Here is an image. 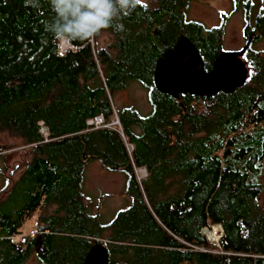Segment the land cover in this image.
Returning a JSON list of instances; mask_svg holds the SVG:
<instances>
[{"label":"trees","instance_id":"trees-1","mask_svg":"<svg viewBox=\"0 0 264 264\" xmlns=\"http://www.w3.org/2000/svg\"><path fill=\"white\" fill-rule=\"evenodd\" d=\"M191 1L152 0L123 17L121 31L102 30L60 53L47 27L56 15L50 0H0V134L24 148L15 179L0 166V264H23L33 253L38 264H82L95 244L107 248L109 264H264V49L253 47L264 39V9L253 16L252 0H231L243 7L248 43L241 87L173 97L153 76L180 38L207 70L225 52V16L206 27L187 17ZM131 81L145 89L149 114L114 105L111 96ZM95 115L118 118L123 136L89 128ZM14 148L0 145V160ZM92 160L125 174L130 204L109 222L83 195ZM138 167L147 173L140 181ZM33 218L34 234H25ZM214 225L217 242L201 233Z\"/></svg>","mask_w":264,"mask_h":264},{"label":"rangeland","instance_id":"rangeland-1","mask_svg":"<svg viewBox=\"0 0 264 264\" xmlns=\"http://www.w3.org/2000/svg\"><path fill=\"white\" fill-rule=\"evenodd\" d=\"M147 3L151 4L152 0H147ZM252 3L253 16L264 9V0H252ZM223 16H225L222 41L223 49L225 51H240L246 42L243 7L241 5L237 9H233V2L231 0H193L187 8V17L202 22L206 27L219 25ZM110 42L111 36L108 33H103L99 37V44L102 46L107 47ZM62 44L64 45V41ZM253 47L264 49V39L254 42ZM122 88L115 91L114 95L111 96L116 108L129 107L142 115L149 114L151 106L147 101L146 91L139 82L131 81L128 86ZM42 132L44 133L43 130ZM21 144L20 139L11 135L9 132L0 134V145L15 147L10 156H6L3 160H0V166L6 167L5 175L11 179H15L21 170L20 168L16 170L19 161L22 160L24 155V148ZM262 181L264 182V174L262 175ZM4 183L3 176L0 174V189L4 186ZM82 191L85 202L90 205V209L93 212L99 214L103 222L111 221L115 217L117 210L127 208L130 204V197L125 191L124 172L108 170L102 167L96 160L88 162L85 166ZM35 226V219H30L23 225L22 231L25 234L33 235L36 229ZM211 231L215 234L214 240L208 236L204 228L201 230V233L209 238L211 242H217L221 232L220 225H214L209 230V232ZM23 264H38V259L33 253Z\"/></svg>","mask_w":264,"mask_h":264},{"label":"water","instance_id":"water-1","mask_svg":"<svg viewBox=\"0 0 264 264\" xmlns=\"http://www.w3.org/2000/svg\"><path fill=\"white\" fill-rule=\"evenodd\" d=\"M247 45L240 51H225L207 70L197 47L182 37L157 60L154 85L160 93L173 97L188 94L208 98L220 92L232 93L248 77L249 70L241 56ZM82 264H109L107 248L102 244L93 245Z\"/></svg>","mask_w":264,"mask_h":264},{"label":"clouds","instance_id":"clouds-1","mask_svg":"<svg viewBox=\"0 0 264 264\" xmlns=\"http://www.w3.org/2000/svg\"><path fill=\"white\" fill-rule=\"evenodd\" d=\"M50 5L56 15L47 27L57 40L69 43L88 41L109 28L121 31L123 17L138 6L148 8L147 0H50Z\"/></svg>","mask_w":264,"mask_h":264},{"label":"built area","instance_id":"built-area-1","mask_svg":"<svg viewBox=\"0 0 264 264\" xmlns=\"http://www.w3.org/2000/svg\"><path fill=\"white\" fill-rule=\"evenodd\" d=\"M63 41L64 40H61L60 43H59V51H60V53L66 51L68 49L73 48V46L67 41H64V45H63L62 44ZM86 124L91 129L114 128V129L118 130L120 133L122 132L121 126H120V122H119L118 118H116V117L114 119H112V120L107 122V121H105V119H104V117L102 115H95L92 118L87 119ZM42 130L45 133V130L44 129H42ZM121 135H122V133H121ZM126 147H127L128 152L130 153V150L132 149V146L129 145L128 143H126ZM134 171H135L136 178L139 181L147 175L146 170L143 167L134 168Z\"/></svg>","mask_w":264,"mask_h":264},{"label":"bare ground","instance_id":"bare-ground-1","mask_svg":"<svg viewBox=\"0 0 264 264\" xmlns=\"http://www.w3.org/2000/svg\"><path fill=\"white\" fill-rule=\"evenodd\" d=\"M205 230V229H204ZM207 233H208V236L211 238V239H215V234H214V232L213 231H211V232H209V231H207V230H205Z\"/></svg>","mask_w":264,"mask_h":264}]
</instances>
